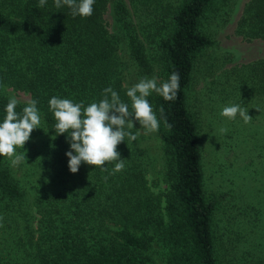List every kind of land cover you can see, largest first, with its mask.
<instances>
[{
  "label": "trees",
  "instance_id": "obj_1",
  "mask_svg": "<svg viewBox=\"0 0 264 264\" xmlns=\"http://www.w3.org/2000/svg\"><path fill=\"white\" fill-rule=\"evenodd\" d=\"M38 4L0 0V123L8 89L37 100L41 114L40 128L17 149L26 161L12 166L0 156V264H216L217 202L205 197L187 90L197 54L214 43L201 27L219 14V0H95L87 18L54 0ZM235 31L264 41V0L244 2ZM243 70L244 94L264 100V56ZM173 72L177 98L148 97L160 121V194L147 178L150 134L137 121L129 130L137 140L117 146L122 171L113 174L112 162L107 171L82 163L70 172L68 136L59 135L49 108L53 96L86 107L111 86L131 110L130 87L144 77H158L159 85ZM27 103L19 101L16 112Z\"/></svg>",
  "mask_w": 264,
  "mask_h": 264
},
{
  "label": "rangeland",
  "instance_id": "obj_2",
  "mask_svg": "<svg viewBox=\"0 0 264 264\" xmlns=\"http://www.w3.org/2000/svg\"><path fill=\"white\" fill-rule=\"evenodd\" d=\"M245 1L219 0V16L204 21L201 29L214 43L197 54L187 90L188 109L198 126L205 197L217 202L211 219L216 264H264V100L245 95L241 81L244 67L264 56V41L247 40L235 31ZM7 91L28 102L27 94ZM236 104L248 110L250 123L239 115L234 120L221 115L224 107ZM221 128L227 132L221 134ZM148 134L147 178L160 194L166 186L160 141L155 132Z\"/></svg>",
  "mask_w": 264,
  "mask_h": 264
},
{
  "label": "clouds",
  "instance_id": "obj_3",
  "mask_svg": "<svg viewBox=\"0 0 264 264\" xmlns=\"http://www.w3.org/2000/svg\"><path fill=\"white\" fill-rule=\"evenodd\" d=\"M46 3L47 0H39L38 7H44ZM94 3L95 0H54L56 8L67 6L73 17L82 18L93 14ZM179 87L180 77L176 72L170 75L168 81L159 85L156 78L144 77L126 92L131 100V110L111 86L103 90V99L92 102L86 107L83 102L74 103L70 99L53 96L49 100V108L56 120L55 128L59 135L68 136L70 151L66 156L70 172L77 173L82 163L101 167L107 171L104 166L112 162H115L113 174L122 171L125 168V159H121L117 146L125 142L126 137L129 141L137 140V136L129 131L134 128V121L139 122L146 133L159 130L160 121L148 97L154 92L162 96L165 101H174ZM18 103L15 97L9 98L5 109L6 116L0 123V156L7 157L12 166L26 161L25 152L17 153V149H24L31 133L40 128L41 124L37 100L28 101L22 114L16 112ZM163 112L164 109L161 107V115ZM221 115L230 120L236 119L239 115L246 124L253 119L248 114V110L239 104L224 107ZM164 126L169 130L172 127L166 118ZM219 131L225 134L227 129L221 128Z\"/></svg>",
  "mask_w": 264,
  "mask_h": 264
}]
</instances>
